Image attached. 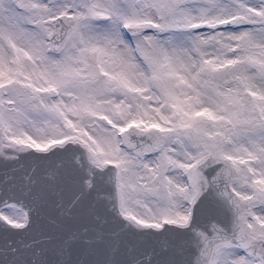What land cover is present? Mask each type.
<instances>
[{
    "label": "snow or ice",
    "instance_id": "obj_1",
    "mask_svg": "<svg viewBox=\"0 0 264 264\" xmlns=\"http://www.w3.org/2000/svg\"><path fill=\"white\" fill-rule=\"evenodd\" d=\"M0 264H264V0H0Z\"/></svg>",
    "mask_w": 264,
    "mask_h": 264
}]
</instances>
